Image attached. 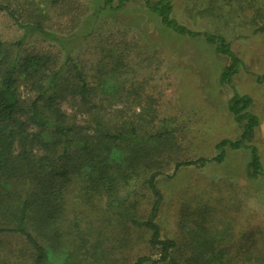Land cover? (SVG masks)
<instances>
[{"label": "rangeland", "instance_id": "374dc122", "mask_svg": "<svg viewBox=\"0 0 264 264\" xmlns=\"http://www.w3.org/2000/svg\"><path fill=\"white\" fill-rule=\"evenodd\" d=\"M0 3L14 12L10 16L0 10V53L11 59L26 53L49 55L52 66L64 73L81 71L91 89L90 112L100 110L104 118L118 123L133 121L141 136L166 133L169 147L152 166L162 171L156 180L162 195L156 222L163 237L176 239L182 227L193 226L202 213L206 227L226 229L230 248L264 251V29L253 32L248 25L250 9L242 6L246 3L234 1L228 18H215L200 12L206 0H173L172 16L189 28L223 34L241 58L242 68L233 75L232 85L251 98L250 110L259 117L253 143L263 173L257 177L245 172L248 149L229 146L221 163L188 165L173 172L174 162L214 156L218 141L235 140L242 130L227 108L233 88L218 81L227 58L212 44L173 32L141 0H130L116 10L102 0ZM225 19L229 22L224 23ZM256 25L261 22L257 20ZM19 94L27 101L35 92L22 83ZM58 103L79 123L90 119L78 108V96L67 94ZM130 184L137 191L136 211L144 217L152 201L150 191L142 178ZM74 195L75 191L68 194L69 218L106 213L104 199L93 202L96 209L91 210ZM129 235L132 244L121 254L95 262L84 252L77 258L79 264H118L139 255L157 256L147 243L146 231L131 229ZM27 246L19 235L0 233V264H33ZM52 255L46 264H59L58 256ZM237 259L230 256L225 263L246 264Z\"/></svg>", "mask_w": 264, "mask_h": 264}, {"label": "trees", "instance_id": "16d2710c", "mask_svg": "<svg viewBox=\"0 0 264 264\" xmlns=\"http://www.w3.org/2000/svg\"><path fill=\"white\" fill-rule=\"evenodd\" d=\"M128 1L102 0L114 10ZM141 1L165 27L182 36L202 38L227 58L218 81L232 86L227 108L242 127L237 139L215 144L214 156L176 161L173 172L188 165L221 163L229 146L248 149L247 176L262 174L260 154L253 143L259 117L250 110L251 98L239 94L232 85L242 60L230 41L221 33L180 23L172 16L173 0ZM234 1L244 2L242 6L250 9L247 18L253 32L264 29V0H206L200 12L228 18V7ZM0 10L14 16L8 5L0 3ZM257 20L261 22L258 27ZM22 83L30 84L35 92L27 101L19 94ZM90 90L80 70L64 73L52 66L49 55L26 53L11 59L7 53H0V233L23 237L33 264L48 263L54 258L52 253L58 256L59 264H79L77 258L84 252L95 262L108 260L113 253L121 254L131 246V229L147 232V243L157 250V256L139 255L118 264H227L225 259L230 256L246 264H264V251L230 248L226 229L206 227L202 213L193 226L182 227L176 239L163 237L156 222L162 199L156 180L162 171L152 166L169 147L166 133L141 136L133 121L118 123L104 118L100 110L90 112ZM67 94L79 97L77 106L89 114V120L79 123L76 115L60 107L58 99ZM141 178L152 197L144 217L136 211L137 191L130 184ZM74 191L75 199L90 205L91 210L96 209L93 202L104 199L106 213L97 210L94 217L74 214L69 218L68 194Z\"/></svg>", "mask_w": 264, "mask_h": 264}]
</instances>
